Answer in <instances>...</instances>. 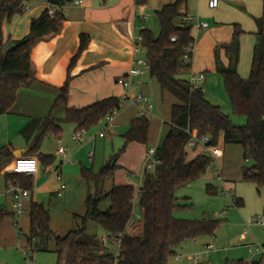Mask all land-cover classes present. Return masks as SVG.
Returning a JSON list of instances; mask_svg holds the SVG:
<instances>
[{"label":"trees","instance_id":"16d2710c","mask_svg":"<svg viewBox=\"0 0 264 264\" xmlns=\"http://www.w3.org/2000/svg\"><path fill=\"white\" fill-rule=\"evenodd\" d=\"M31 0H0V30L5 20H11L16 14H22L24 7ZM49 5L58 10L51 17L48 7L39 17L32 19L29 33L4 53L0 52V115L8 113L17 100L18 93L28 88L36 80L32 60L35 45L49 37L58 34L67 26L68 20L60 10L67 1L46 0ZM143 5L146 0H136ZM188 11V0H175L164 5L155 12L160 32L158 36L148 29L140 31L141 44L146 51L149 62L150 76L157 80L162 94H170L176 102L171 106L170 129L160 146L156 148L159 160L154 172H145L138 191L132 184H113L110 190L102 188L107 178L114 177V171L120 167L116 163L117 155L111 158L110 165L100 172L93 173L82 169L87 181H94L96 192L87 194L86 214L83 223L94 219L105 230L108 237L122 235L121 253L118 264H169L176 256L178 249L189 240L206 236H214L221 221L214 218L201 220L181 219L174 216L177 209L188 207L180 204L176 196L178 188L193 182L206 173L214 162V157L208 153H198L188 159L186 145L191 137L202 134L209 135V145H217L222 135L225 145L240 144L244 149L245 162H251L244 179L253 182L258 191L264 188V19L256 18L258 30L253 51L250 74L241 77L238 72L240 61L239 37L244 33L236 24L233 39L230 43L220 44L216 48V68L220 74L225 91L228 95L232 111L246 116L243 125L235 124L221 106L210 102L202 87L191 85L189 78H182L180 73H190L193 56L189 62H184L186 49L195 43L192 35V25L184 20ZM176 36V41L171 37ZM93 48L90 36L79 35V47L71 58L67 77L58 96L52 105V110L65 106L63 118L45 117L44 128L37 136L36 144L27 155H37L38 160L48 166L54 162L53 155L38 153L42 140L48 133L60 139L63 129L58 122H66L76 126V130L97 125L99 121L114 110L122 109V99L109 96L83 107L68 106L70 82L74 75L72 69L81 54ZM219 48H224L229 57V64L223 65L220 60ZM150 119L147 116L134 117L129 129L122 134L124 144L119 152H124L130 143L148 145ZM10 151L8 147L0 148V163ZM7 184L12 182L31 192L30 199V233L28 242L33 248L41 246L49 238H54L57 253L56 264H107L112 263L114 254L104 249L101 240L96 235L87 234L85 226L70 230L65 236H57L52 230L49 206L36 200L32 194L34 181L32 175L7 173ZM212 185H208L210 192ZM138 199L141 210V233L127 231L128 224L134 219V202ZM105 199L110 205L101 210ZM237 206H244L242 198H235ZM13 214L5 207H0V224ZM264 215V207H263ZM132 230V228H131ZM257 261L236 260L224 264H261Z\"/></svg>","mask_w":264,"mask_h":264},{"label":"crops","instance_id":"0c3cea01","mask_svg":"<svg viewBox=\"0 0 264 264\" xmlns=\"http://www.w3.org/2000/svg\"><path fill=\"white\" fill-rule=\"evenodd\" d=\"M174 1L146 0L145 4L138 5L136 0H84L81 5H75L72 1H67L61 7L60 10L68 20L67 26L58 34L42 40L35 45L32 60L36 80L30 87L19 91L16 103L8 113L0 115V148L8 147L10 151V156L0 163V207H5L13 214L12 194L8 187L10 182L7 184L5 175L12 173V164L15 158L22 153L27 155L34 144H36L37 136L44 128L45 117L51 115V117L60 119L65 115L64 105L53 110L51 107L59 93L57 88L61 87L66 80L70 60L78 51L79 35L82 33L88 34L92 40L93 48L84 51L72 69L74 77L70 82L68 106L83 107L109 96H117L122 99V108L124 106L123 102L128 100L130 102V109L120 110L116 118L115 127L120 128L126 124L129 125L134 117L139 116L140 107L133 104L130 98H125V96L136 92L138 89L136 85L137 80H141V77L149 68L142 67L144 73L139 76H132L133 86L130 91L125 90L118 83V79L130 74L131 69L137 66L135 62L138 59H147L141 56L144 48L139 39L140 31L148 28L153 32V28H156L159 23L152 21V16L164 5ZM28 4V9L22 14H16L11 20H5L2 23L0 30V52L4 53L13 46L15 41L25 37L29 33L32 19L39 17L49 6L46 0H31ZM187 14L197 16L199 21L207 23L205 27H198L194 22L189 23L192 25L191 32L195 43L191 72L188 74V78H190L191 73H203L204 80L199 83V86L203 89L205 86V91H208L210 84H207V82L214 78V73L219 74L216 68V48L220 44L232 41L236 24L244 31L239 37L240 61L238 72L241 77L246 78L247 70L249 74L251 70V66L250 69L246 68V63L252 62L253 51L257 41L255 35L258 30L256 18L263 17L264 19V0H218V4L215 7H210L209 0H188ZM219 52L223 64L228 65L229 59L225 49L221 48ZM150 80L152 86H156L155 90H159L160 109L162 111L168 110L170 113V108L167 109V103L171 97L167 93L162 94L160 85L156 79L150 76ZM149 84V82H142L140 89L150 98L148 94L151 91ZM205 96L210 102L216 103L215 95L210 94L209 98L205 92ZM175 102L176 99H173V101L171 99L170 107ZM152 108L153 105L148 108V111ZM57 124L63 129L61 138L58 139L52 133H48L42 140L38 150V153L53 155L55 159L52 164L48 165L51 168L49 172L46 171V167L48 166L39 161V170L35 175H32L34 181L32 194L34 196L36 194L56 193L59 197H63L67 189V184L62 175V167L56 166V162H58L59 157L62 164L64 158L67 156L66 148L62 145V137L65 131L68 129L75 132L76 126L66 122H58ZM169 129L170 126L168 127V131ZM114 134H116L115 130ZM159 136L160 123L153 116L150 119L148 145H141L136 142L130 143L125 151L128 152L132 148L134 150V148H139L140 146L143 148L142 150L146 151L151 147H155L154 145L157 148L160 146ZM46 138H54L56 140L55 145L53 144L56 150H53V152L45 151ZM101 138H105V136ZM220 141L219 146L222 149V155L215 158L221 157L224 159L226 150L223 146L225 144L222 135L220 136ZM60 150H64V153H60ZM201 152L202 147L199 146L198 152L192 157L188 156V158L192 159ZM35 156L38 157L37 155ZM121 166L129 168L127 164H122ZM137 167H142L143 179L144 163L143 165H137ZM57 171L61 172L62 181L58 180ZM63 184L64 188H62ZM60 192L61 194H59ZM30 199L26 202L25 213L22 216H26L27 213L29 216ZM22 216H18L20 220H17L13 214L6 218L1 225H5L7 230L12 231L11 222L16 220L19 223V227H21L22 236H26L28 241V236L24 234L21 226L22 221H25ZM26 222L30 224V217L27 218ZM248 234L245 235L243 233L240 238L246 239ZM243 236L244 238H242ZM1 239L2 236L0 237V244L2 243ZM28 244L29 248L33 250L31 244L29 242ZM208 244L211 243L204 244L203 251L188 257L194 261L193 264H204L201 262L202 256H210L215 246L213 245L212 250L208 251L206 249V245ZM256 251L260 252L261 259L263 253L257 248ZM177 257L178 264H184L180 258L181 256L179 257L178 255ZM208 263L211 264L210 261Z\"/></svg>","mask_w":264,"mask_h":264},{"label":"rangeland","instance_id":"374dc122","mask_svg":"<svg viewBox=\"0 0 264 264\" xmlns=\"http://www.w3.org/2000/svg\"><path fill=\"white\" fill-rule=\"evenodd\" d=\"M26 5L29 7L28 3ZM152 21L158 22L155 14L152 16ZM153 32L155 36H158L160 32L159 25L153 28ZM220 49L221 48L218 49V52ZM141 56L147 58L145 50H143ZM243 64L244 61L242 62V67ZM250 66L251 63H246V68L250 69ZM214 74L215 79L213 78L214 80H208L209 82H207V84H210L208 91H205L206 89L204 86L206 95L208 97L210 94H213V96L215 95V104L221 105L223 111L230 116L235 124H245L247 119L246 116L235 114L232 111L220 74ZM246 74L248 77V70ZM179 76L188 78L189 75L188 73H180ZM141 82L150 83L149 88L151 89V93L149 92L148 94L151 98L150 100L153 108L148 111L147 118L152 119V117L155 116L159 121V144H161L163 137L168 131L171 119V99L173 101L175 98L167 94L171 97V99H168L167 103V109L170 108V113L168 110L162 111L160 109L161 101L159 90H155L156 86H152L151 84L149 69H147L146 73L141 77ZM123 103L124 106L122 109H130V102L128 100ZM116 122L115 120V123ZM128 129V124L120 128L115 127L114 124L105 130V124L98 123L87 131L85 138L80 143H76L72 140L74 130L67 129L65 131L62 137V145L66 148L67 156L64 158L62 164L59 157L58 162H56V166L59 165L62 167V175L67 184L64 196L59 197L56 193L35 195L36 200L44 202L49 206L51 215L50 226L55 235L65 236L70 230L78 229L83 226H85L87 234L96 235L99 238L106 235L105 230L96 220L88 219L86 223H83V217L87 210L85 204L87 194L89 192L94 194L97 187L94 181H87L84 178L82 169L98 173L107 166L111 158L119 153L116 163L120 167L115 169L114 177L107 178L104 181L102 188L108 191L113 184L131 183L136 188V191H138L142 182V167H137V165L145 164L147 151L142 150L143 148L139 145L141 143H139V148H134V150L132 148L128 152H119L124 144L122 134ZM114 130L116 134H114ZM101 131L105 133V138L99 136ZM94 137H96V139H94ZM45 140L47 141L45 151L53 152V150H56L54 146L56 140L54 138H46ZM219 143H221L220 138ZM154 146L156 147V145ZM223 146L226 150L224 159L221 157L214 158V162H212L205 174L193 182L178 188L175 193L180 204H189L188 207L177 209L174 212L176 218L190 220L214 218L222 222L214 236L202 237L196 239V241L189 240L178 250V255L179 257L181 256L180 258L184 264H193L194 261L190 260L188 257L203 251L204 244L206 243L213 244L215 249L212 250L210 256H202L201 262L204 264H210L208 263L209 261L211 264L232 263L239 259H243L244 261H257L260 260L261 257L260 252L256 251V248L258 245H264V226L253 224V222L256 220H264V188L258 191L253 182L244 179L243 166H250L252 163L245 162L243 147L240 144H228ZM186 150L189 153L188 156L192 157L198 152V146L194 148L186 146ZM122 164H127L129 168L122 167ZM208 185L213 186L210 192L207 190ZM235 198H242L244 200V206H237L234 202ZM109 205L110 200L105 199L100 209L105 210ZM225 211L226 213H224ZM23 217L25 221H22L21 226L24 234L29 236L30 224L26 222L29 217L28 213L26 216H22V218ZM141 217L138 199L135 198L134 227L132 228V232L141 233ZM16 218L20 220L18 216H16ZM14 221L16 220L11 222L14 234L11 230H7L5 225H1L3 222L0 224V237L2 236V243L0 244V264H56L57 253L55 251L54 238L45 240L41 246H36L34 244L33 250H31L27 237L19 234L21 227L14 226ZM245 230H249V234L246 239H241L240 237ZM177 256L172 257L169 260V264H178Z\"/></svg>","mask_w":264,"mask_h":264},{"label":"built area","instance_id":"2783aa9c","mask_svg":"<svg viewBox=\"0 0 264 264\" xmlns=\"http://www.w3.org/2000/svg\"><path fill=\"white\" fill-rule=\"evenodd\" d=\"M71 1L75 5H81L84 0H71ZM217 2L218 0H209L210 7H215L217 5ZM27 9H28V6L26 5L23 10L26 11ZM57 10L58 8L56 6H51V5L48 6V14L51 17L55 15ZM184 20L192 22V23L194 22L198 25V27H205L207 25L206 22L199 21L197 16H193L190 14H187L184 17ZM139 39L141 40V37ZM171 40L176 41V36H172ZM193 52H194V44H191L186 49V52L183 55V60L185 63L190 61L191 56H193ZM135 64L137 66L131 69L130 74L124 77H120L118 79V83L121 84L124 87V89L127 91H130V89L133 86V82L131 80L132 76H139L142 73H144V70L142 69V67L149 68V62L147 59H138L135 62ZM189 80H190L191 85L199 87V83L204 80V74L203 73H200V74L191 73ZM141 83H142L141 80H137L136 85L138 86V89L136 90V92L132 93L131 95L125 96V98H130L133 104L140 107L139 112H138L139 116H147L148 108H150L152 104H151L150 98L146 94H144L143 91L140 89ZM119 112H120L119 110H114L113 112L103 117L99 121V123L105 124V130L108 129L110 126L115 124V120ZM87 131L88 130L86 129L76 130L72 135V140L76 143L82 142V140L85 138V135L87 134ZM99 136L104 137L105 133L101 131L99 133ZM209 141H210L209 135L202 134L198 137L193 135L191 139L188 141L186 146L193 147V148L200 146L202 147V153H208L212 155L214 158L217 156H221L222 149L219 146V144L209 145L208 144ZM60 153H64V150H60ZM158 162L159 160L156 157V148L155 147L149 148L147 150V156H146V160L144 164V173L154 172ZM50 169L51 168L49 166L46 167L47 172H49ZM38 170H39V160L36 156H32V155L17 156L12 164L13 173L35 175L38 172ZM56 173H57L58 180L62 181L61 173L58 171ZM8 187L12 194V201H13L12 212L15 216H22L25 213L26 202L30 199L31 192L12 182L9 183ZM62 188H64V184L62 185ZM59 194H61V192ZM224 213H226V211ZM133 223L134 222L131 221L128 224L127 231L134 227ZM13 224L14 226L19 227V223L17 221H14ZM253 224L264 226V220H256L255 222H253ZM248 233H249V230H245L244 234L246 235ZM19 234L22 236V231H20ZM242 238H244V236ZM100 240H101V243L104 249H107L114 254V260L112 261V263L109 262L107 264H118V259L121 253L122 235L120 234L114 238H110L107 235H105L101 237ZM213 247H214L213 244L206 245V249L208 251L212 250ZM257 249L263 253L261 264H264V248L263 246L258 245ZM196 257H198V255H196Z\"/></svg>","mask_w":264,"mask_h":264},{"label":"water","instance_id":"95a60500","mask_svg":"<svg viewBox=\"0 0 264 264\" xmlns=\"http://www.w3.org/2000/svg\"><path fill=\"white\" fill-rule=\"evenodd\" d=\"M17 155H19V154H17ZM20 155H25V154L22 153V154H20ZM109 165H110V162L107 164L106 167H108ZM249 168H250L249 165H244V166H243V173L246 174V173L248 172Z\"/></svg>","mask_w":264,"mask_h":264}]
</instances>
